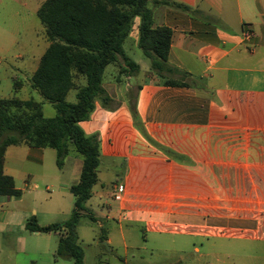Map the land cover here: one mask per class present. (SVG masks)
Here are the masks:
<instances>
[{
  "label": "crops",
  "instance_id": "0c3cea01",
  "mask_svg": "<svg viewBox=\"0 0 264 264\" xmlns=\"http://www.w3.org/2000/svg\"><path fill=\"white\" fill-rule=\"evenodd\" d=\"M45 1L14 0L12 8L7 7L9 0L0 1V71L5 73L4 78L0 77V88L5 82L7 90V93L0 90V99L34 100L41 104L43 114L44 103L31 98L29 87L32 88L30 80L51 45L38 17ZM170 1L191 10L186 12L169 6L152 8L154 28L173 31L169 65L177 71L160 76L143 59H133L135 49H139V57L142 50L141 19L135 18L124 51L140 66L137 77L141 75L143 79L136 83L134 97L126 99L121 87L104 85L113 105L106 109L97 102L90 120L82 122L81 128L87 135H99L101 160L112 168L124 166L123 177L118 178L127 187L119 202L121 218L129 224L144 225L147 233L249 239L262 245L264 0ZM25 32L27 36L23 39ZM114 66L120 70L119 64ZM137 77L119 74L116 82L131 86ZM169 80L186 85H169ZM84 84L85 80L80 78L77 86ZM24 92H28V97H21ZM131 101L136 105L138 120L152 138L171 148L185 146L182 152L185 164L157 156L147 158L140 153L143 146L139 141L145 143V140L135 129L128 106ZM134 137L139 141L135 154L131 155ZM48 149L9 147L5 174L13 177L15 184L18 176L35 178V173L19 171L17 163L24 159L41 167ZM82 168L75 184L80 181ZM102 168L100 163L98 174ZM72 186L68 189L70 192ZM0 197L4 198L5 205L10 199L18 198ZM8 216L1 211V232H8L11 243L25 241L23 237H16L13 230L18 224L23 226L28 215L18 214L22 218L20 223L17 217L6 221ZM23 229L26 231L29 227L24 225ZM31 232L36 237L46 235L51 241L53 235L59 241L61 237ZM98 232L107 237L104 243L111 242L102 227ZM215 251L219 256L223 252ZM7 255V264H19L15 256Z\"/></svg>",
  "mask_w": 264,
  "mask_h": 264
},
{
  "label": "trees",
  "instance_id": "16d2710c",
  "mask_svg": "<svg viewBox=\"0 0 264 264\" xmlns=\"http://www.w3.org/2000/svg\"><path fill=\"white\" fill-rule=\"evenodd\" d=\"M169 6L186 12L189 7L170 0H46L38 11V17L46 28L51 42L43 56L39 69L31 78V87L51 103L56 110L53 118H47L40 103L34 100L0 99V195L20 197L13 177L5 174L6 152L12 146L36 149H54L57 166L62 168L69 154V145L83 156V168L79 183L71 188L75 196V208L64 223L41 227L33 223V232L59 234L56 253L59 259H73L84 264V252L79 245V224L85 215L96 221L86 204L93 197L98 183L101 163L99 135H87L80 124L91 118L97 100L109 109L113 100L104 88V74L108 66L120 65V74L136 76L140 66L128 58L124 43L135 18L141 19L140 47L151 60V69L162 76L175 72L169 65V53L173 31L154 28L153 7ZM80 78L85 84L77 86ZM174 86L186 83L169 80ZM19 88V84L15 85ZM77 91L76 103L67 98ZM137 117L136 105L129 104ZM142 128V125H139ZM100 240H107L101 233Z\"/></svg>",
  "mask_w": 264,
  "mask_h": 264
},
{
  "label": "rangeland",
  "instance_id": "374dc122",
  "mask_svg": "<svg viewBox=\"0 0 264 264\" xmlns=\"http://www.w3.org/2000/svg\"><path fill=\"white\" fill-rule=\"evenodd\" d=\"M13 1L9 0L8 8L15 5V3H11ZM36 20L39 21L38 17H35ZM25 35L27 36V32L24 33L23 39H25ZM138 50L135 49L133 59L137 61L143 59L150 66L151 60L147 58L143 50L140 51L141 56L139 57ZM153 73L155 72L153 71ZM119 74L120 70L116 69L114 64L107 67L104 85L111 83L121 87L125 99L134 97L135 85L143 79V76L137 77L139 74L134 76L137 77L132 81L134 85L127 86L126 82L121 85L116 82V77ZM0 77H5L2 70ZM21 79L25 81L24 78ZM0 90L7 93L5 82ZM29 92L32 99L44 103L46 117L56 115L53 105L46 101L40 93L30 87ZM21 97H28V92H24ZM67 100L70 103L77 102L76 90L71 91ZM97 102L101 101L97 100ZM128 106L135 129L145 140V143H142L135 140L134 137L130 154H135L139 141L140 146H143L140 153L145 157L156 158L157 156L161 159L185 164V154H183L185 146L171 148L161 145L147 133L143 126L140 128L141 122L132 114L130 105ZM118 161L121 162V160ZM17 164L19 171L35 173L36 177L28 180L29 178L26 176H18L16 186L22 191V195L10 199L6 205L3 203L4 198L0 197V213L4 211L9 214L6 221L16 219L18 214L28 215V220L23 222V226L18 224L13 230L16 237H23L25 241L11 243L7 238L8 232H1L0 229V264H7L8 253L15 256L19 264H75L73 259L56 257L59 247L58 236L53 235L51 241L48 239L50 237L46 235L36 237L32 235L30 229L25 231L23 227L24 225L30 227L33 223L45 227L64 223L70 219L75 208L76 198L68 189L77 182L76 176L81 171L83 156L70 144L69 154L62 168L57 166L56 152L53 149L46 151L45 162L41 167L28 163L24 159H20ZM101 166L103 170L101 169L98 174L99 183L95 187L93 197L86 204L96 221H92L84 213L78 229L79 245L83 249L85 257L84 264H264V244L260 245L254 240L219 237L201 239L173 233H147L144 225L129 224L127 220L121 218L122 210L119 200L115 198L117 191L114 188L115 183L125 189L127 187L119 182L125 171L124 166L112 168L104 160H101ZM30 184L37 185V188ZM21 219L17 217V223H20ZM101 227L107 231L111 242L106 244L100 240L98 231H101ZM196 248H200L201 251L197 252ZM215 249L223 251L222 254L217 255Z\"/></svg>",
  "mask_w": 264,
  "mask_h": 264
},
{
  "label": "built area",
  "instance_id": "2783aa9c",
  "mask_svg": "<svg viewBox=\"0 0 264 264\" xmlns=\"http://www.w3.org/2000/svg\"><path fill=\"white\" fill-rule=\"evenodd\" d=\"M114 188L117 191L115 195L116 200L121 201L123 199L126 189L123 186H115Z\"/></svg>",
  "mask_w": 264,
  "mask_h": 264
}]
</instances>
